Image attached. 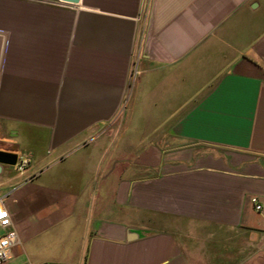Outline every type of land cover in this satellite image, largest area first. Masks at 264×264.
<instances>
[{
  "label": "crops",
  "instance_id": "crops-1",
  "mask_svg": "<svg viewBox=\"0 0 264 264\" xmlns=\"http://www.w3.org/2000/svg\"><path fill=\"white\" fill-rule=\"evenodd\" d=\"M0 149L44 264H264V0H0Z\"/></svg>",
  "mask_w": 264,
  "mask_h": 264
},
{
  "label": "rangeland",
  "instance_id": "rangeland-1",
  "mask_svg": "<svg viewBox=\"0 0 264 264\" xmlns=\"http://www.w3.org/2000/svg\"><path fill=\"white\" fill-rule=\"evenodd\" d=\"M62 230L58 229L59 234L57 233L56 236L48 232L32 240H20L12 247L11 258L2 264H44L43 262L50 257L61 258L63 262L69 252V244L63 242ZM194 263L202 264L200 261H194Z\"/></svg>",
  "mask_w": 264,
  "mask_h": 264
},
{
  "label": "built area",
  "instance_id": "built-area-1",
  "mask_svg": "<svg viewBox=\"0 0 264 264\" xmlns=\"http://www.w3.org/2000/svg\"><path fill=\"white\" fill-rule=\"evenodd\" d=\"M136 76L137 71L136 69H134L130 74V78L133 79ZM29 161V158L26 156L20 157V159L15 164L16 171L18 173H23L28 166ZM7 197L8 194L2 193L0 189V211L6 214L2 218H0V264L11 258L12 247L20 241L17 231L12 226L11 213L6 204ZM250 200L252 204H254L256 209L261 208L257 197H251Z\"/></svg>",
  "mask_w": 264,
  "mask_h": 264
},
{
  "label": "water",
  "instance_id": "water-1",
  "mask_svg": "<svg viewBox=\"0 0 264 264\" xmlns=\"http://www.w3.org/2000/svg\"><path fill=\"white\" fill-rule=\"evenodd\" d=\"M60 1L76 4L80 0H60ZM17 157L18 155L15 152L0 149V170H1V165L4 164L15 165L17 162Z\"/></svg>",
  "mask_w": 264,
  "mask_h": 264
},
{
  "label": "snow or ice",
  "instance_id": "snow-or-ice-1",
  "mask_svg": "<svg viewBox=\"0 0 264 264\" xmlns=\"http://www.w3.org/2000/svg\"><path fill=\"white\" fill-rule=\"evenodd\" d=\"M5 215V213L0 212V218H2Z\"/></svg>",
  "mask_w": 264,
  "mask_h": 264
},
{
  "label": "clouds",
  "instance_id": "clouds-1",
  "mask_svg": "<svg viewBox=\"0 0 264 264\" xmlns=\"http://www.w3.org/2000/svg\"><path fill=\"white\" fill-rule=\"evenodd\" d=\"M0 212H2V211H0ZM6 215V214H5Z\"/></svg>",
  "mask_w": 264,
  "mask_h": 264
}]
</instances>
